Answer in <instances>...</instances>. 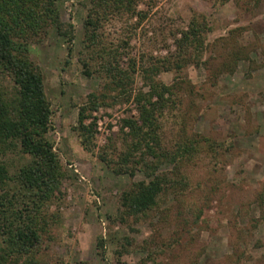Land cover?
<instances>
[{
    "label": "rangeland",
    "instance_id": "1",
    "mask_svg": "<svg viewBox=\"0 0 264 264\" xmlns=\"http://www.w3.org/2000/svg\"><path fill=\"white\" fill-rule=\"evenodd\" d=\"M90 6V0L58 1L62 20L73 25L71 53L67 38L54 26L28 45L53 110L49 137L65 166L60 193L48 208L59 222L50 229L51 237L42 236L34 264H264V203L257 196L264 191V0H140L137 9L146 15L139 22L137 16L113 14L104 24L108 40L130 35L122 65L128 54L167 61L177 49L175 38L194 15L205 16L211 27L205 33L202 62L189 50L182 53L188 61L181 69H164L161 62L156 73L175 90L174 102L162 117L164 142L203 140L180 163L164 160L157 169L183 183L173 184L154 207L125 221L118 217V197L133 180L147 176L141 168L133 176L115 173L98 153L105 148L118 160L122 119L138 115L133 93L148 87L137 75L127 101L92 110L87 121L95 117V144L92 150L81 145L73 129L78 106L102 85L96 73L83 72L78 60ZM235 48L249 52L248 58L259 66L248 68L246 58L233 73L217 72L222 56ZM0 88L9 95L14 92L12 80L2 72ZM0 158L20 163L17 152ZM111 164L115 167L116 162ZM205 177L231 182L218 180L210 190L211 180ZM206 193L208 205L195 221ZM16 264L24 263L19 259Z\"/></svg>",
    "mask_w": 264,
    "mask_h": 264
},
{
    "label": "trees",
    "instance_id": "2",
    "mask_svg": "<svg viewBox=\"0 0 264 264\" xmlns=\"http://www.w3.org/2000/svg\"><path fill=\"white\" fill-rule=\"evenodd\" d=\"M58 1L0 0V72L14 84V92L10 95L0 88V156L9 152H17L20 156L18 165L0 158V264H16L19 259L24 264L37 262L35 248L39 247L43 235L51 237L48 235L50 229L59 222L58 214L48 208L56 194L60 193L65 166L49 137L53 129V110L42 72L28 52L32 38L46 32L48 26H54L67 38L68 52L71 53L73 25L62 20ZM90 1L91 6L83 21V44L78 60L83 72L87 75L96 73L102 79V85L99 91L89 92L78 106L77 123L73 129L81 145L92 150L95 144V117L87 121L92 110L127 101L137 75L148 87L144 89L140 86L133 93L138 115L122 119L123 144L116 152L118 160L110 158L105 148L98 153V157L115 173L126 172L133 176L136 169L141 168L147 176L146 179L133 180L118 197V217L125 221L130 216L138 218L154 207L162 193L173 184L178 187L183 183L173 181L167 172H157V169L164 160L174 165L180 163L182 158L197 150L199 139L203 140V136H198L169 144L164 142L162 117L174 102L175 90L173 84L157 79L156 73L161 68V62L164 69H181L188 61L182 53L189 50L193 51L196 62H202L200 57L206 50L205 33L211 27L205 16L194 15L187 28L181 29L180 36H175L177 49L167 55V61L154 56L150 58L146 54H142L141 58L128 54L125 65H122L123 54L129 52L125 49L130 35L108 40L104 24L113 14L137 16L139 22L146 15L143 10L137 9L140 0ZM242 51L235 48L222 56L223 62L217 67V72L233 73L238 61L249 57V52ZM262 54L261 63L264 64V52ZM247 60L248 68L259 66L254 58ZM125 126L127 131L123 130ZM111 162H116L115 167ZM11 165L16 167L11 170ZM207 179L211 180L210 190L218 185V180L231 182L230 178L205 177L203 180ZM204 196L203 204H199L194 215L195 221L208 205V193ZM257 196L258 202L264 203V191L258 192ZM98 245H103L101 237Z\"/></svg>",
    "mask_w": 264,
    "mask_h": 264
}]
</instances>
